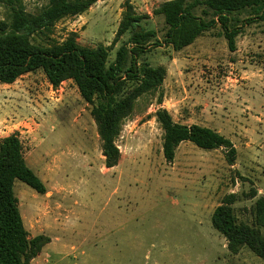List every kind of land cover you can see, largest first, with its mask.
<instances>
[{"label":"rangeland","instance_id":"rangeland-1","mask_svg":"<svg viewBox=\"0 0 264 264\" xmlns=\"http://www.w3.org/2000/svg\"><path fill=\"white\" fill-rule=\"evenodd\" d=\"M125 1L99 0L85 14L59 22L53 39L62 42L76 32L82 46H110ZM129 1L149 16L142 26L162 40L166 25L153 11L167 0ZM46 4L24 0L28 13ZM8 16L0 2V22ZM129 36L110 51V63ZM236 46L230 52L217 26L179 52L148 48L140 63L164 66L167 76L159 92L140 97L124 120L116 140L121 159L112 169L105 165L92 106L73 81L54 88L38 70L12 85L0 83V138L19 136L29 167L47 187L40 195L15 183L30 238L52 239L34 264H264L247 247L231 254L212 226L226 195L237 194L235 214L248 224L252 207L264 197V21L244 26ZM160 93L164 99L219 97L222 113L232 122L237 118V133L233 123L225 128L237 140L235 165L227 164L222 149L206 151L191 142L168 164L155 118Z\"/></svg>","mask_w":264,"mask_h":264},{"label":"trees","instance_id":"trees-1","mask_svg":"<svg viewBox=\"0 0 264 264\" xmlns=\"http://www.w3.org/2000/svg\"><path fill=\"white\" fill-rule=\"evenodd\" d=\"M99 0H47L36 13H28L24 0H0L9 16L0 22V83L12 85L21 77L42 70L48 82L59 87L73 81L82 99L92 106L91 115L97 125L106 168L118 166L121 152L116 145L125 119L130 117L137 100L145 94L159 92L167 76L164 66L141 62L152 47H171L179 52L192 45L205 32L221 26L230 52L237 49L236 39L244 26L264 21V0H169L161 3L153 14L163 18L166 32L159 40L155 30H147L140 15L126 0L122 20L110 46H82L78 34L71 32L65 40L53 39L56 25L67 18L89 11ZM246 19L241 20L242 16ZM129 34L116 52L113 62L109 54ZM163 95L159 94L158 105ZM163 131L162 152L172 164L178 147L191 142L200 149H222L229 166L235 165L237 149L219 132L200 125L174 122L165 108L155 113ZM21 181L40 195L47 187L26 161L23 144L17 134L0 138V264H33L51 239L45 235L30 238L19 208L15 183ZM257 192L252 193V198ZM237 194L226 195L214 210L212 226L228 243L231 254L247 247L264 258V197L252 207L253 224L239 222L234 205Z\"/></svg>","mask_w":264,"mask_h":264},{"label":"crops","instance_id":"crops-1","mask_svg":"<svg viewBox=\"0 0 264 264\" xmlns=\"http://www.w3.org/2000/svg\"><path fill=\"white\" fill-rule=\"evenodd\" d=\"M132 4L135 5L134 3ZM192 45L188 47H191ZM67 82H72V81H66V83ZM207 95L208 94L203 96L201 95L199 97L191 96L190 98L185 97L184 99H182L179 96L170 95L169 99L163 98L162 105H158L157 109L159 108L167 109L172 116L174 115V118L176 117L174 119V122L176 123L187 126L200 125L211 128L219 132L220 134L224 135L226 138L230 139L234 144L235 148L237 149V140L235 139V137L229 135V133L225 129L227 127H231V123H233L234 128L236 129L235 133H237V118L234 120V122H232L233 117H230V115L226 116V114L224 112L222 113V111L220 110L219 107L221 105L219 104V100H218L219 97L212 96L209 98ZM215 105H217V108L215 107ZM175 113H177V115H175ZM181 145L178 147V149L181 147ZM42 252L44 251L42 250Z\"/></svg>","mask_w":264,"mask_h":264}]
</instances>
